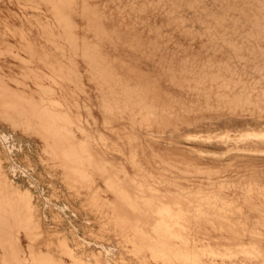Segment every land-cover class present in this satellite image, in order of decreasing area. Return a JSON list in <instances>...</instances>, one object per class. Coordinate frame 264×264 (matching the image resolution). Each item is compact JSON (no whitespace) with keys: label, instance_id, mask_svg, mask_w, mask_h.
Segmentation results:
<instances>
[{"label":"bare ground","instance_id":"1","mask_svg":"<svg viewBox=\"0 0 264 264\" xmlns=\"http://www.w3.org/2000/svg\"><path fill=\"white\" fill-rule=\"evenodd\" d=\"M16 1L0 117L49 178L0 134V264H264V0Z\"/></svg>","mask_w":264,"mask_h":264},{"label":"rangeland","instance_id":"2","mask_svg":"<svg viewBox=\"0 0 264 264\" xmlns=\"http://www.w3.org/2000/svg\"><path fill=\"white\" fill-rule=\"evenodd\" d=\"M14 12V13H13ZM15 14V15H14ZM25 14V15H24ZM31 15V14H30ZM29 13L27 11V9L25 10L20 4L18 1L16 0H0V50L5 48L7 45L11 44L13 45L14 43L15 44H18L20 41H21V35L20 34H14L12 33V30L8 29V26L9 27H15V26H24L25 29L29 32L27 33L30 38L32 40H36V42L39 44L40 41L42 40L44 42V39H42L36 28L32 29V31H30V27H31V23L33 21V19H30L29 18ZM16 16V17H15ZM28 17V18H26ZM28 19V20H27ZM31 20V21H30ZM23 21V22H22ZM31 22V23H30ZM24 23V24H23ZM7 24V25H6ZM7 27V28H6ZM3 31V33H2ZM35 31L37 33H35ZM7 34V35H5ZM146 36L149 35V33H145ZM16 36V37H15ZM40 38V39H39ZM11 43H10V42ZM202 41V42H201ZM6 42V43H5ZM204 42H205V39L201 38L200 40H196L194 43H191L189 42L188 44V51H201V52H205V47L203 46L204 45ZM191 45V46H190ZM190 48V49H189ZM192 49V50H191ZM200 49V50H199ZM22 54H24V56H27V53L25 51H22ZM3 54L1 53L0 54V62L5 64V70L7 73H19L21 71V68L20 66L18 65L19 62H18V59L16 57H14L13 55H8L6 54V56H2ZM5 55V54H4ZM13 63V64H12ZM17 64V65H16ZM138 68L141 70V71H147L146 69H150L151 68V64L150 62H147L146 60H142L140 61L138 64ZM10 67V68H9ZM149 71V70H148ZM13 84H16L15 82H13ZM29 84L30 86L33 88V87H36L35 84L33 83V81H29ZM89 84V88H92V84L88 83ZM29 86V87H30ZM71 86V85H70ZM83 97V95H81ZM95 115L99 118V124H97V126L99 125V129L100 131L102 130L103 132H105L107 135L109 136H112L113 138H116L117 139V134L114 132V131H111L109 129H107L106 127H104V125L101 123V119H102V115L100 112L96 111L95 110ZM0 134L2 135L3 133H7L9 135H11V139L10 141H8V144H15V146L17 147H20V146H23L24 147V151H18L17 147L15 148L17 151H16V155L17 157L19 158L20 162H22L23 164H27V158H29L33 163H35L38 167H39V172L36 174L37 177H40L42 179H48L49 177L47 176L46 174V171H45V168L42 167L41 165V161L43 157L46 158V154H44V142L43 140L35 135V134H31V133H27V132H24L23 130L21 129H18L16 130V133L14 132L13 128H12V125L10 122H6L5 119H3L2 117H0ZM3 123V124H2ZM10 123V124H9ZM8 125V126H7ZM4 127V128H3ZM9 127V129H8ZM13 131H12V130ZM22 131V132H21ZM17 134V135H16ZM20 134V135H19ZM18 136V137H17ZM20 136V137H19ZM31 138H30V137ZM15 137V138H14ZM23 137V138H22ZM14 139V140H13ZM29 139V140H28ZM34 139V140H32ZM40 139V140H39ZM19 141V142H18ZM35 144H34V142ZM16 142V143H15ZM37 142V143H36ZM35 147V148H34ZM29 149V150H28ZM37 150V151H36ZM30 151V153H29ZM115 152V151H114ZM36 153V154H35ZM114 155V158L116 159H124L123 158V155L120 154L119 152H115V153H112ZM32 155V156H31ZM40 156V157H39ZM42 156V157H41ZM23 160V161H22ZM25 160H26V163H25ZM36 160V161H35ZM5 166H7L8 169L9 168V164L5 163ZM128 167L131 171H133V167L131 164H128ZM45 171V172H44ZM11 172V171H10ZM42 173V174H41ZM15 175V176H14ZM11 172L10 173V176L12 178H16L15 180L18 182V183H22L21 185L23 187H26V186H30L29 182H27V179L24 178L23 176H20L21 174L18 173L17 175L14 174ZM20 178V179H19ZM23 178V180L21 179ZM24 183V184H23ZM102 183V182H101ZM103 185V184H102ZM61 188L64 189V187L61 185ZM65 189L63 192H61V196H58L60 200H67V197H68V194L67 192L65 193ZM104 194H108L107 192H104ZM67 196V197H66ZM38 199V196L37 198ZM42 199V198H41ZM40 200H37V202L39 203V205L42 207L43 206V203L42 201ZM78 207V203L76 204ZM50 215L52 212H50ZM67 222V220H66ZM65 222V224H67Z\"/></svg>","mask_w":264,"mask_h":264}]
</instances>
